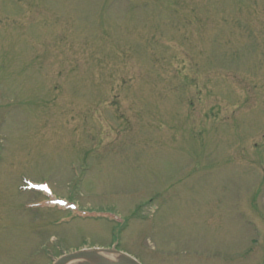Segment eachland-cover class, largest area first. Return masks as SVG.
Wrapping results in <instances>:
<instances>
[{
	"label": "rangeland",
	"instance_id": "obj_1",
	"mask_svg": "<svg viewBox=\"0 0 264 264\" xmlns=\"http://www.w3.org/2000/svg\"><path fill=\"white\" fill-rule=\"evenodd\" d=\"M82 249L264 264V0H0V264Z\"/></svg>",
	"mask_w": 264,
	"mask_h": 264
},
{
	"label": "water",
	"instance_id": "obj_2",
	"mask_svg": "<svg viewBox=\"0 0 264 264\" xmlns=\"http://www.w3.org/2000/svg\"><path fill=\"white\" fill-rule=\"evenodd\" d=\"M99 249H83L79 251H75L69 254H65L61 256L55 264H66L69 261H72L74 259H80V258H94V257H99L100 261L94 263V264H142L139 260L136 258L122 254L123 258H121L117 262L110 261L107 257L103 256L102 254L99 253ZM105 250V249H104ZM108 252H116V250H108Z\"/></svg>",
	"mask_w": 264,
	"mask_h": 264
},
{
	"label": "bare ground",
	"instance_id": "obj_3",
	"mask_svg": "<svg viewBox=\"0 0 264 264\" xmlns=\"http://www.w3.org/2000/svg\"><path fill=\"white\" fill-rule=\"evenodd\" d=\"M100 254L107 257L110 261L117 262L121 258H123V255L119 252H108V250L99 249L98 250ZM100 261V258L94 257L91 259L88 258H80V259H74L72 261L67 262L66 264H94L96 262Z\"/></svg>",
	"mask_w": 264,
	"mask_h": 264
}]
</instances>
